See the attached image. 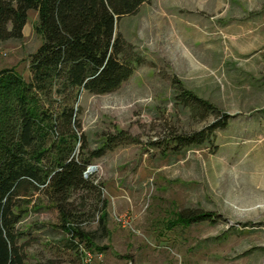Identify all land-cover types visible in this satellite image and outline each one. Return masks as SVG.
Returning <instances> with one entry per match:
<instances>
[{
	"label": "rangeland",
	"instance_id": "374dc122",
	"mask_svg": "<svg viewBox=\"0 0 264 264\" xmlns=\"http://www.w3.org/2000/svg\"><path fill=\"white\" fill-rule=\"evenodd\" d=\"M31 10L22 39L0 42V70L30 78L42 44ZM133 75L107 94L82 91L78 119L86 155L120 130L137 139L94 158L99 192L77 191L79 226L96 244L79 246L58 212L35 196L20 226L34 264H264V0H151L117 21ZM189 90L215 106H184ZM232 117L201 146L175 137ZM157 144L154 145L153 143ZM101 199L108 200L103 233ZM211 219L184 224L181 212Z\"/></svg>",
	"mask_w": 264,
	"mask_h": 264
},
{
	"label": "trees",
	"instance_id": "16d2710c",
	"mask_svg": "<svg viewBox=\"0 0 264 264\" xmlns=\"http://www.w3.org/2000/svg\"><path fill=\"white\" fill-rule=\"evenodd\" d=\"M150 1L0 0V42L24 37L31 10L38 12L35 30L42 37L31 55L29 80L14 68L0 70V264H34L20 222L28 211L23 201L30 203L35 196L57 210L71 244L79 246L74 239L89 249L96 244L95 233L79 226L84 221L72 197L77 191L99 192L85 174L94 158L137 139L120 130L105 135L102 145L86 155L77 103L83 90L111 93L133 75L140 59L127 57L128 44L116 25ZM180 96L186 107L197 104L215 112V106L189 90ZM231 117L225 113L202 130L177 135V149L203 145ZM101 202L100 228L108 233V200ZM209 219V213L193 210L178 217L188 225Z\"/></svg>",
	"mask_w": 264,
	"mask_h": 264
},
{
	"label": "water",
	"instance_id": "95a60500",
	"mask_svg": "<svg viewBox=\"0 0 264 264\" xmlns=\"http://www.w3.org/2000/svg\"><path fill=\"white\" fill-rule=\"evenodd\" d=\"M96 169L95 165H90L86 171V176H89Z\"/></svg>",
	"mask_w": 264,
	"mask_h": 264
}]
</instances>
